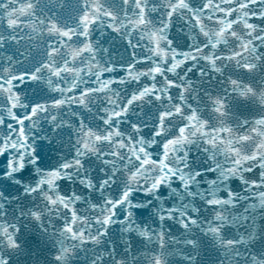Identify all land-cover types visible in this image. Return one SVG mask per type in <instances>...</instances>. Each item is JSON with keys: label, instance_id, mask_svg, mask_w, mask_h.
Masks as SVG:
<instances>
[{"label": "water", "instance_id": "1", "mask_svg": "<svg viewBox=\"0 0 264 264\" xmlns=\"http://www.w3.org/2000/svg\"><path fill=\"white\" fill-rule=\"evenodd\" d=\"M0 264H264V0H0Z\"/></svg>", "mask_w": 264, "mask_h": 264}]
</instances>
